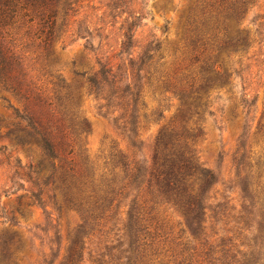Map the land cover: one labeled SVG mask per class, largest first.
Masks as SVG:
<instances>
[{"label": "rangeland", "instance_id": "obj_1", "mask_svg": "<svg viewBox=\"0 0 264 264\" xmlns=\"http://www.w3.org/2000/svg\"><path fill=\"white\" fill-rule=\"evenodd\" d=\"M235 1L73 0L67 15L59 16L60 38L47 52L35 35L38 20L12 31L13 49L43 101L41 110L28 105L29 113L45 128L51 119L57 128L74 133L71 157L79 165L84 194L74 191L65 198V188L56 181L59 189L53 198L51 188L43 184L51 176V161L36 146H14L24 137L19 129L26 124H20L16 114L24 115L27 105L0 90V264H66L78 239L84 243L81 264H116L125 254L112 248L119 242L125 244L120 251L127 247V212L137 191L129 187L121 202L110 206L114 212L118 205L110 222L94 217L99 219L128 183L118 162L125 158L132 167L135 161L150 172L160 137L171 143L169 149L179 150L187 141L191 147L187 136L198 128L202 133L193 147L196 158L216 179L209 200L208 243L218 238L213 229L232 237L229 231L241 227L236 223L240 215L247 236H259L257 224L264 220V167L258 166L264 139L257 133L264 112V0H251L243 18L232 23ZM233 24L236 31H247L250 45L246 54L228 59L225 42ZM127 36L132 40L124 49ZM148 56L151 60L137 77L140 60ZM111 62L120 86L129 79L141 89L144 105L137 106L135 127L124 128L119 119L124 112L108 106L111 92L98 94L87 82ZM216 65L229 71L230 86L223 87L225 79L210 74ZM40 166L45 170L38 173ZM145 187L139 196L146 195ZM33 194L41 195L43 206L35 203ZM145 198L150 203V197ZM55 202L63 204L62 213ZM164 205L153 212L149 205L147 217L152 218L151 231L169 237L165 244L156 238L158 245L173 250L180 231L187 232L185 219L179 210ZM220 210L225 212L215 217ZM205 242L204 237L191 248L200 254Z\"/></svg>", "mask_w": 264, "mask_h": 264}, {"label": "trees", "instance_id": "obj_2", "mask_svg": "<svg viewBox=\"0 0 264 264\" xmlns=\"http://www.w3.org/2000/svg\"><path fill=\"white\" fill-rule=\"evenodd\" d=\"M250 1L237 0L231 4L233 13L230 19L232 23L243 18L242 15L246 13ZM72 2L73 0H0V90L11 93L27 105L24 109V115H20L18 111L16 114V118L21 121L19 123L26 124L21 127L22 129H19L24 133V137L14 141V146L23 149H31L36 146L41 149L43 156L51 161V176L44 180L43 184L45 187L51 188L53 198L56 197L55 191L59 189L55 186L56 181L65 188V198L74 191H79L81 196L84 194L78 181L80 180L78 177L81 175L79 165L76 164V159L71 157L74 152L72 150V145L75 143L72 141L74 133L65 128H57L55 126L56 121L52 122L51 119L49 120V127L45 128L41 119H34V116L29 113L28 105L34 104V108L38 106L41 110L44 108L41 104L43 101L32 90V84L28 81V74L22 61L13 49L12 31L16 30L19 24L33 23L38 20V33L35 35L40 41L41 48L46 52L53 51L57 40L60 38L57 31V20L59 16L65 17L67 15V11L72 7ZM235 26H233V31L228 35L227 42H225L228 59L246 54L250 45L247 31H236ZM131 40L132 37L127 36L122 47L127 48ZM151 58L152 56H148L140 60L137 77L144 71V66ZM131 65L134 66L135 64L132 62ZM216 68L215 71L210 70V74L216 78L219 77L220 80L225 79L223 87L230 86L231 75L229 71L223 69L221 65H216ZM116 69V65L112 62L108 63L99 71L92 73V76L87 78V82L98 94L111 92L110 97L113 98H110L108 106L117 107L124 112V116L119 118L123 121L124 128L130 124L135 127L137 124V106L142 102L141 89L129 79L124 86H120L121 82L116 81ZM131 77L134 80L136 73L134 74L132 71ZM144 78L146 76H143ZM214 86V84L209 85L207 90L213 89ZM200 89L201 87L199 91ZM244 102L246 105H252L247 101ZM70 126L69 130H73L72 125ZM201 133V129L198 128L194 135L187 136V140L192 142L191 147L187 141L185 146L179 150H174V146L169 149L171 143H165V136L160 137L156 144L154 167L150 172L140 167L139 163L135 161L132 162V167L126 163L125 158L118 162L119 166L123 167L126 176L125 181L128 180V183H124L118 193H115L111 204L109 202V207L102 212L101 217L99 219L94 217L95 221L102 219L110 222L108 219L113 220L115 218L114 213L116 215L118 205L115 206L114 212L110 206H113L114 202L120 203L125 190L129 187H133L137 191L127 212V226H125L127 247L120 251L121 248L125 247V244L119 242L117 247L112 248L120 254H125L123 257L116 258V264H264V220L257 224L259 236L249 238L246 234L249 229H246L247 226L244 225V216L240 215L236 218V223L241 227L229 231L233 234L232 237L221 236L219 232H214L213 229V235L218 236V238L208 243L207 227L212 222L209 221L208 217V212L212 208L209 200L216 179L211 171L203 168L198 162L193 149ZM257 133L264 139V112L259 121ZM13 134L11 132L12 136ZM173 138V136L170 137V140ZM167 151H169L168 154ZM68 156L70 161L66 160ZM262 158L258 161L259 169L264 167ZM44 168L38 167V173L44 171ZM144 185H146L144 190L146 195L141 197L138 193ZM146 196L150 197V203L145 198ZM32 198L36 204L44 205L41 195L33 194ZM158 200L161 202L160 204ZM261 200L264 202L263 198ZM164 204L179 210L185 219L182 225L185 226L187 232L185 229L180 231L177 238L180 241L177 242L173 250H164L158 245L156 238L162 239L165 244L169 237L162 232L151 231L154 230L152 218L147 217L149 205H151L150 210L153 212L158 206H165ZM55 206L62 213L63 204L55 202ZM220 207L221 204H218L217 208ZM224 212V210L216 212L215 217ZM107 213L112 214L107 216ZM220 221L223 219L215 222L219 224ZM155 228H159L158 221ZM204 237L207 242L203 245L204 248L200 254H197V249L191 248V244L201 243ZM141 241L142 244L138 245ZM172 243L174 244V240ZM156 246L158 248L155 249ZM73 247L72 254L66 264H81L84 243L78 239L74 242Z\"/></svg>", "mask_w": 264, "mask_h": 264}]
</instances>
